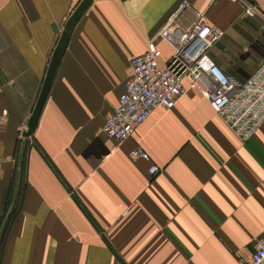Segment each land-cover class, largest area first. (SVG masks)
I'll list each match as a JSON object with an SVG mask.
<instances>
[{
    "label": "crops",
    "instance_id": "1",
    "mask_svg": "<svg viewBox=\"0 0 264 264\" xmlns=\"http://www.w3.org/2000/svg\"><path fill=\"white\" fill-rule=\"evenodd\" d=\"M78 1L0 0V264H244L264 238V121L240 138L187 87L127 138L101 131L129 58L151 37L160 64L170 52L157 32L181 0H89L23 135ZM185 1L175 23L202 11L222 28L207 54L242 81L264 56L261 19L239 0Z\"/></svg>",
    "mask_w": 264,
    "mask_h": 264
},
{
    "label": "built area",
    "instance_id": "2",
    "mask_svg": "<svg viewBox=\"0 0 264 264\" xmlns=\"http://www.w3.org/2000/svg\"><path fill=\"white\" fill-rule=\"evenodd\" d=\"M239 1L243 13L259 17L264 28V17L257 6L249 0ZM186 6L185 0L179 1L157 32L171 48L162 64L154 37L144 51L129 58L122 89L112 110L102 118L105 135L117 140L127 138L153 108L170 107L187 87L197 89L240 138L248 137L264 121V56L242 81L224 74L207 54L223 29L209 23L202 11L194 12L187 24H176V14ZM128 155L133 159L149 157L138 146L129 149ZM147 171L154 174L157 166L151 163ZM244 264H264V238L256 243Z\"/></svg>",
    "mask_w": 264,
    "mask_h": 264
},
{
    "label": "water",
    "instance_id": "3",
    "mask_svg": "<svg viewBox=\"0 0 264 264\" xmlns=\"http://www.w3.org/2000/svg\"><path fill=\"white\" fill-rule=\"evenodd\" d=\"M88 1L89 0H79L78 3L75 5V7L72 9V11L69 13V15L64 20L63 26L59 32V35L56 39V42L49 56L43 79L41 81L31 112L26 121V129L23 131V135L29 134L35 125V121L39 109L41 107L47 89L49 87V84L51 82L52 76L54 74L61 53L64 49L65 43L67 41V37L69 35V31L73 23L75 22L76 18L78 17V15L80 14V12L85 7Z\"/></svg>",
    "mask_w": 264,
    "mask_h": 264
},
{
    "label": "trees",
    "instance_id": "4",
    "mask_svg": "<svg viewBox=\"0 0 264 264\" xmlns=\"http://www.w3.org/2000/svg\"><path fill=\"white\" fill-rule=\"evenodd\" d=\"M19 194H20V187H19V190H18L17 199H18V197H19ZM17 199H16V201H17Z\"/></svg>",
    "mask_w": 264,
    "mask_h": 264
},
{
    "label": "rangeland",
    "instance_id": "5",
    "mask_svg": "<svg viewBox=\"0 0 264 264\" xmlns=\"http://www.w3.org/2000/svg\"><path fill=\"white\" fill-rule=\"evenodd\" d=\"M246 17H249V18H253V19H255V18H254L255 16H252V17H250V16H246ZM255 20H256V19H255ZM256 21H257V20H256Z\"/></svg>",
    "mask_w": 264,
    "mask_h": 264
}]
</instances>
